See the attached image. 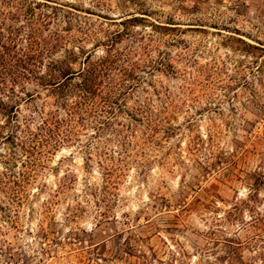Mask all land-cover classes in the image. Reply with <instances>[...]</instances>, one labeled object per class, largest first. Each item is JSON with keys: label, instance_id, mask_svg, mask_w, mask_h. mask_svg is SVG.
I'll use <instances>...</instances> for the list:
<instances>
[{"label": "rangeland", "instance_id": "374dc122", "mask_svg": "<svg viewBox=\"0 0 264 264\" xmlns=\"http://www.w3.org/2000/svg\"><path fill=\"white\" fill-rule=\"evenodd\" d=\"M12 27L112 66L75 113L80 76L3 96L63 138L0 140V264H264V0H0Z\"/></svg>", "mask_w": 264, "mask_h": 264}, {"label": "trees", "instance_id": "16d2710c", "mask_svg": "<svg viewBox=\"0 0 264 264\" xmlns=\"http://www.w3.org/2000/svg\"><path fill=\"white\" fill-rule=\"evenodd\" d=\"M19 32V28L14 27L12 30L8 29L7 32L0 30V115L5 116V126H7V131L2 132L0 125V140L10 142L12 146L17 145L29 154L38 149V153L41 155L61 142L63 137L58 133L61 120L51 113L44 116L41 111V120L32 130L26 121L21 125L14 111L16 106L7 103L4 97L20 98L21 95L19 94L18 97L17 94L19 92L27 98H31L35 93L24 91V82L35 80L39 87L56 89L58 96L63 98L66 92L72 89L69 80L74 76H80L81 81L77 82L74 88L81 93L82 101L75 102L68 108L69 113L73 111L75 113L77 108H80V105L94 93V85L105 75L104 73L111 69L112 64L110 63L109 66L108 63V61L111 62V59H102L103 61L100 60L79 71H73L71 66L61 65L56 61H49L43 65V56L52 53V49L55 48L49 40L58 41V39L52 36L39 38L28 33L25 45H21ZM61 105L67 106L64 100Z\"/></svg>", "mask_w": 264, "mask_h": 264}]
</instances>
